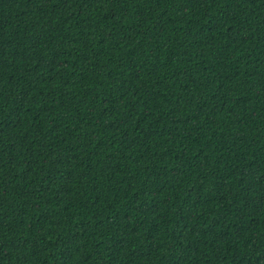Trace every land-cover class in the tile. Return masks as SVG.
I'll use <instances>...</instances> for the list:
<instances>
[{"label":"trees","instance_id":"1","mask_svg":"<svg viewBox=\"0 0 264 264\" xmlns=\"http://www.w3.org/2000/svg\"><path fill=\"white\" fill-rule=\"evenodd\" d=\"M0 264H264V0H0Z\"/></svg>","mask_w":264,"mask_h":264}]
</instances>
